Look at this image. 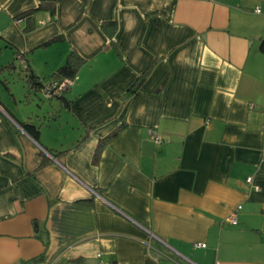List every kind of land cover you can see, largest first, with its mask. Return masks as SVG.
Returning <instances> with one entry per match:
<instances>
[{
    "label": "crops",
    "instance_id": "obj_1",
    "mask_svg": "<svg viewBox=\"0 0 264 264\" xmlns=\"http://www.w3.org/2000/svg\"><path fill=\"white\" fill-rule=\"evenodd\" d=\"M262 40L264 0H0V59L84 60L38 141L0 105V264H264Z\"/></svg>",
    "mask_w": 264,
    "mask_h": 264
},
{
    "label": "trees",
    "instance_id": "obj_2",
    "mask_svg": "<svg viewBox=\"0 0 264 264\" xmlns=\"http://www.w3.org/2000/svg\"><path fill=\"white\" fill-rule=\"evenodd\" d=\"M56 38H53L51 40H49L47 42L50 43L51 41H55ZM46 44V43H45ZM260 50L262 52H264V40H262L260 42ZM16 54H20L24 57L25 62L27 61L26 59V55L25 53L22 52H16ZM24 62V63H25ZM19 63V66L16 65V63L14 61H8V62H4L0 64V83L5 86V88L10 91L8 85L9 83H11V81H14V76L17 75L16 79L21 80L23 83V87L26 88V93L24 95L23 98L20 99L21 102H28L31 101L32 98V93L35 95H38V93H42V90L45 87L44 81L45 78H41L39 76H37L32 69L30 68L29 65H27V63ZM84 63V60L82 58H80L78 55H76L74 52H71L65 63L63 65H61L60 67H58L50 76L48 81L49 82H56V83H60L61 81L65 80V79H74L78 69L80 68V66ZM143 75H141L139 77V81H141L143 79ZM15 79V80H16ZM138 82V81H137ZM48 83V82H47ZM136 84L133 85V87H131V90H134L136 88ZM67 91H64L62 94L55 96L57 97L62 103H66L67 105L70 103L71 100H67L66 97L64 96V93H66ZM10 95L13 99L17 98L15 96L14 93L10 92ZM0 105H2L6 111H8V109L6 108V104H4L1 100H0ZM9 112V111H8ZM10 113V112H9ZM17 120V119H16ZM8 121V120H7ZM19 125L21 126V128L29 135L31 136V138H33L34 140L38 141V135L40 133V123H34L32 121H30L29 119L26 120H17ZM9 124L11 125V127H13V125L9 122ZM124 125V123H121L117 128H115L114 130H112L108 136L101 138L99 140L98 146L95 149V152L93 154V158H92V162L93 163H97L98 159H99V155H100V151L102 150L103 146L110 140L112 139L114 136H116L117 132L122 128V126ZM49 150V149H48ZM67 150H57V151H51L49 150V152L55 157V158H59L61 157L63 154L66 153ZM40 163H39V167L45 166L47 165L50 161L49 157L47 156V154L45 152H43L42 150H40ZM79 202H87V200H79ZM39 258L35 259V261H37Z\"/></svg>",
    "mask_w": 264,
    "mask_h": 264
},
{
    "label": "rangeland",
    "instance_id": "obj_3",
    "mask_svg": "<svg viewBox=\"0 0 264 264\" xmlns=\"http://www.w3.org/2000/svg\"><path fill=\"white\" fill-rule=\"evenodd\" d=\"M17 60V59H16ZM15 59H13V61L16 63L17 66H19L18 61H16ZM1 63L6 62V59H0ZM17 75H15L14 81L12 80L11 83H9L8 87L10 89V91H8L5 86H3L0 83V100L6 104V108L12 112L13 114H16L17 116L22 117L23 119H27V117H30L32 120L36 119V114H39L40 111L38 110L37 106L38 104H40L43 109H48V108H52V105L56 106L55 103L56 100L54 101H48L44 98H42V95L40 93H38V95H35L32 93V100L31 102H21V103H14L10 92L14 93L15 96L18 98V101L24 97L25 93H26V88L23 87V83L21 80L16 79ZM16 79V80H15ZM20 98V99H19ZM49 120V119H48ZM51 120V119H50ZM50 126H51V132L50 134L48 133V135L51 136H55L54 132L57 131L58 132V136L60 137L59 142H61L62 140V135L63 133H68L70 132L71 134H74V137H72L71 139L74 140V138H78V136L80 135L81 132H77V126L76 124H73L72 122H70L69 124L65 121L64 116H58L55 121L51 120L50 122ZM57 128V129H56ZM56 129V130H53ZM44 131H47V128L44 127L43 128ZM54 131V132H53ZM57 135V134H56ZM76 135V136H75ZM54 138V137H52ZM57 149H60L59 147H56Z\"/></svg>",
    "mask_w": 264,
    "mask_h": 264
},
{
    "label": "built area",
    "instance_id": "obj_4",
    "mask_svg": "<svg viewBox=\"0 0 264 264\" xmlns=\"http://www.w3.org/2000/svg\"><path fill=\"white\" fill-rule=\"evenodd\" d=\"M260 8H257L256 11L259 12ZM17 58L19 59L20 63H24V57L20 54H17ZM72 85L71 79H65L61 81L60 83L56 82H48L45 84L44 89L42 90V94L47 97L51 98L54 96H58L62 94L67 88H69ZM153 139L156 141V143H160L162 141L161 137L157 133H152ZM247 181L252 183V178L248 177ZM241 205L236 206L230 213L229 217L226 219V222L232 225L237 224L238 222V215L241 211ZM196 246H202L200 244H196ZM99 264H107L105 262L100 261Z\"/></svg>",
    "mask_w": 264,
    "mask_h": 264
},
{
    "label": "water",
    "instance_id": "obj_5",
    "mask_svg": "<svg viewBox=\"0 0 264 264\" xmlns=\"http://www.w3.org/2000/svg\"><path fill=\"white\" fill-rule=\"evenodd\" d=\"M13 120V119H12ZM14 121V120H13ZM15 122V121H14ZM15 124L17 125V126H19V124L17 123V122H15ZM21 128V127H20ZM22 129V128H21ZM24 131V130H23ZM41 150L43 151V152H45L46 154H47V156L48 157H50V158H53V155L51 154V153H49L45 148H42L41 147Z\"/></svg>",
    "mask_w": 264,
    "mask_h": 264
}]
</instances>
